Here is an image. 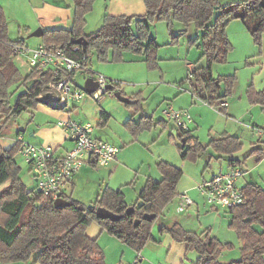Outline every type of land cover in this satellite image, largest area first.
I'll return each mask as SVG.
<instances>
[{
    "label": "trees",
    "instance_id": "obj_1",
    "mask_svg": "<svg viewBox=\"0 0 264 264\" xmlns=\"http://www.w3.org/2000/svg\"><path fill=\"white\" fill-rule=\"evenodd\" d=\"M95 1L74 0L72 25L69 28L45 29L42 42L63 47L74 57L86 54L89 60L91 52H96L100 59L107 60L110 49L114 50L113 59L122 60L123 53L130 50L144 55V60L154 68L158 66L159 44L151 36V22L165 19L170 31L174 30L175 21L185 25L194 23L202 30L199 46L207 59V67L201 71L200 79L210 92V95L204 97L209 99L210 104L226 97L233 86V76L226 77L227 88L220 93L218 80L212 72V64L227 61L233 47L227 34L230 19L240 18L255 42L259 46L263 43L262 0H235L225 5H221L220 0H144L147 9L145 14L106 15L96 31L86 33L87 15L92 11ZM82 37L87 41L86 45L75 43ZM15 44L25 42L22 39H9L6 16L0 6V113L7 116L18 115L36 106L39 102L37 95L45 84L53 79L49 71L33 69L23 76L14 61L17 56L13 51ZM76 46H80V50L75 51ZM14 85L18 88L25 86V90L18 94L11 107L6 103ZM114 88L118 89V85ZM246 94L251 103L264 104V91H256L253 84H249ZM129 98L126 106L132 108L136 114L142 113L143 103L139 95ZM108 117L109 113L103 110L101 122L106 121ZM125 124L131 133L137 136L138 133L151 129L154 122L152 117L142 115L138 122L129 119ZM3 127L0 122V137ZM178 128L182 140L178 147L182 157L196 159L204 150V145L192 130ZM210 143L219 156L232 155L242 148V141L234 135L213 138ZM17 150V144L4 149L0 140V186L10 182L0 193V262L3 264L28 260L33 254H37L35 262L39 264H107L104 249L97 238L90 237L86 231L94 221L99 222L110 235L140 251L154 239L152 228L157 220H161L165 207L176 197V187L183 175L180 167L165 160L158 161L157 166L162 178L147 179L130 214H126L130 205L124 192L109 187L105 188L92 204L68 198V206L57 207L53 201L27 192L28 188L19 175L20 168L14 159ZM230 163L232 166L241 164L234 157L230 158ZM243 189L244 202L228 208L231 215L229 226L238 234L241 256L226 264H264V187L250 181ZM99 206L119 214L120 219L98 218L95 211ZM145 213L154 214V217L144 218ZM136 219H141L137 225ZM159 226L161 234L168 233L175 241L185 242L187 249L197 251L198 258L194 264H222V252L232 247L231 243L222 242L213 235L210 228L200 233L189 231L177 220Z\"/></svg>",
    "mask_w": 264,
    "mask_h": 264
},
{
    "label": "rangeland",
    "instance_id": "obj_2",
    "mask_svg": "<svg viewBox=\"0 0 264 264\" xmlns=\"http://www.w3.org/2000/svg\"><path fill=\"white\" fill-rule=\"evenodd\" d=\"M1 1L2 3L0 5L5 9L7 30L10 40L16 41L22 39L29 47H34L42 41V36L29 37L34 30L40 27L37 20V13L33 10L30 3L31 0ZM230 1L232 0H220L221 5H225V3ZM96 28V24L92 21L91 26L87 27V29H90L91 31H94ZM150 29L151 36L153 35L159 44L157 49L158 66L154 68L150 67L147 61H141L140 56L142 55L130 50H126L123 53L122 60L113 59V49H110V56L107 60H102L98 57L96 52H91L89 68L92 66L93 73L87 70L77 72L75 74L76 87L83 90L87 78L100 73L108 78L109 84H112L114 87L115 85H118V89H112L113 95L111 97L110 93L107 92L103 97L104 99H100L101 104H99L91 95L86 94V97L83 100L78 103L75 102V108L72 105L74 103H71L73 108H71L72 115L76 116L77 112L84 113L88 109L91 111L92 102L99 106H103L105 100L108 98H111L124 109H127L128 106L126 107L125 105L127 102L123 103L114 95L116 90H120L122 94L128 98L133 95H139L143 106H145L146 114L152 116L156 113V118L154 119V124H156L160 121L161 117L163 120L167 119L162 112V107L166 108L169 105H172L175 108L179 107V103L174 102L177 97L173 96V94L168 97V91L171 90V88H176L180 93H178L179 96L185 94L190 86L195 85V89H199L200 96H202L199 97L198 95L196 97L202 99L201 114L203 115V120L202 122L198 121L199 126L193 131V133H195L194 135L198 137V140L205 148L196 159L189 157L185 159V161L193 163L196 167L198 165L202 177L203 174L209 176L212 172L220 173L222 170L225 172L229 167L230 158H238L241 161V166L248 172L245 179L258 182L264 187V141H262L264 138H259L257 134H253L252 131L254 130L251 128L253 127V123H259L256 127H264V104L253 103L256 105V108L252 109L250 104L249 107H244L243 103L245 100L246 104V91L249 84L262 87V90L264 91V43L259 46L255 42L252 34L240 18L230 19L227 25V34L233 47L228 54L227 61L214 62L212 64V72L214 77L218 80L217 83L221 91L224 92L227 88V81L225 78L231 75L233 76L232 90L225 97L232 107L231 109L229 107V110L227 108V113H225L220 111L219 107L215 106L217 102L225 100L224 98L217 99L214 106L203 102L204 97L210 95V92L205 88L203 81L200 79L201 71L204 67H207V59L203 56V50L199 46L201 43L200 37L202 35V30L198 29L194 23L185 25L182 22L175 21L174 30L170 31L168 28V21L165 19L151 22ZM174 35H176V37H174ZM27 58L26 54H20L14 59L23 76H25L31 69L28 65ZM108 73H112V75L116 77L111 78ZM21 87L18 88L16 85L12 87V93L10 94L8 103H6L8 104L7 106L11 105L12 107L14 105L18 94L25 90V86ZM242 95L243 99L241 98ZM166 103H168V105H166ZM84 104H87L88 108L84 107ZM42 106L52 111H57L58 109L47 103L38 102L36 106L30 107L18 115L7 116L0 113V122L4 126L1 132V137L2 134L4 135L3 145L8 146L10 143L14 142L13 139H15L18 134H26L29 138V134H32L39 126V121L46 119V116L39 111ZM68 108L69 107L64 109L67 110ZM64 109L62 110L65 111ZM252 112L254 114L253 116ZM119 115L125 118L128 117L129 114L127 113L124 115L122 113L118 114V116ZM140 116L141 114L136 115L135 119H138ZM47 119L46 120L51 121V123L58 122V119ZM89 120L93 122V118H89ZM45 121L44 123H48ZM175 126L176 127L170 128L171 130H168L167 134H156L154 142L150 143L152 151H155L158 146H163V143L158 144V141L160 139L166 140V145L162 149L163 154H161L164 155L163 159H168L169 161L180 164L183 157L178 145L182 143V140L179 137L180 132L178 126ZM224 129H227L230 135H238L242 141V148L233 153V156L225 154L219 156L210 143L213 138L217 139L227 135L222 134ZM158 131L164 132V127L159 128ZM236 132H239L240 134H233ZM147 133L148 131L145 132V134ZM256 147H261L262 150L255 151L254 148ZM14 159L20 168L19 175L22 181L27 188H33L35 183L30 172L29 164L19 152L15 153ZM84 166L85 164L82 165L81 168ZM8 184H10L9 181L0 187V193ZM131 185L132 184H128L129 190L130 188L132 189ZM95 187L96 186L93 182L90 186L81 187L79 191L82 193V198H76V190H74V198L81 200L85 204H90L91 201L95 200V194H93V189ZM135 197H137V195L133 196L132 194H128L126 199L129 202V205H132L133 201L137 199ZM203 198H201V200L207 203L205 197ZM220 210L222 211V215L227 216L228 218H224L220 234L219 236H215L222 242L232 244V247L225 249L220 256V261L224 263L231 259L240 258L241 242L236 230L229 226L231 220L229 210L225 211L223 208H220ZM96 222L97 221L92 222L87 227L86 231L88 229L92 230L94 226L100 224L99 222ZM158 223L159 221L157 220L154 225L155 233L159 226ZM100 226L102 227L101 224ZM102 229L105 233L100 241L99 237L97 240L107 254V263H117L116 261L119 259L116 252L118 242L116 239H112V235H110L103 227ZM112 251H114L113 254ZM186 253L187 256L184 257L185 259L182 264H192V261L198 254L197 251L186 249ZM36 256L37 254H33L28 260L16 261L11 264H39L35 262ZM127 263L133 264V260H129ZM0 264L3 263L0 262Z\"/></svg>",
    "mask_w": 264,
    "mask_h": 264
},
{
    "label": "crops",
    "instance_id": "obj_3",
    "mask_svg": "<svg viewBox=\"0 0 264 264\" xmlns=\"http://www.w3.org/2000/svg\"><path fill=\"white\" fill-rule=\"evenodd\" d=\"M1 3L2 1L0 2V4ZM30 3L33 10L37 13L38 24L43 28V30L48 28L60 27L69 28L72 25L74 15V0H31ZM3 10L5 13L4 8ZM146 10V4L144 0H96L92 11H90L87 15V25L85 27V32L92 33L96 31L102 25L106 15H143L146 13ZM91 21L94 22V24H96L97 26L94 31L87 29V27L91 26ZM40 43H42V41H40L37 45H39ZM140 59L141 61H145L144 55L140 56ZM92 69L93 68L91 66L90 70L87 71L93 73ZM108 74L109 76H111V78L116 77L112 75V73ZM254 88L256 89V91H262V87L254 86ZM178 93L179 92L178 90H176V88H171V90L168 91L167 96H172V94L173 96H176L177 98L174 102L179 103V107L176 108L186 109L191 113L193 117V122L192 124H190L189 129L192 130L193 133V131L199 126L198 121L202 122L203 120V115L201 114L202 99L199 98L201 97L199 89H195V85H192L187 89V92L185 94L178 96ZM220 93H223V91H220ZM198 95L199 97L197 98L196 96ZM111 96L112 94H110V97ZM241 98L243 99V95ZM224 99L228 102L225 97ZM246 99V104L245 100L243 102L244 107H249L250 104L252 109L256 108V105L251 103L248 100V97H246ZM97 101L99 104H101V100ZM203 102L207 104L204 100ZM72 105L75 108V103ZM166 105H168V103H166ZM67 107L69 108L67 110L64 109L65 111H63L61 108L57 109V111H52L42 106L40 107L39 111L44 114V116H46V119L54 118L59 120L60 118H66L68 116H71L72 118L75 117V119H78L80 121L91 122L94 126L92 134L94 137L106 140L120 147L117 158L106 165H95L91 162L85 163V166L73 176V179L67 191L68 198L82 202L81 200L74 198V190H76L75 197L82 198V193L79 191L80 188L90 186L93 182L96 186L93 189V194H95V200H97L98 196L103 192L105 188L109 187L112 189H121L124 192L125 199L128 197V194H132L133 196L137 195V197H135L137 199L133 201L132 205L137 204L138 194L144 187L147 179L149 177L155 178L157 180H160L162 178V174L158 169L157 163L160 160H165L180 167L183 170V175L181 177L182 179L180 178L181 181L179 182L178 187H176L177 195L173 199V201L169 203L163 210V215L158 225L170 224L174 220H177L184 226L185 229L189 231H195L200 233L204 229L210 228L213 235L219 236L224 218H228L227 216L222 215V211L220 210V208L225 209V211H228L229 209L221 206L212 208V206L208 205L205 201L201 200V198H203L204 196L201 194L200 190H198L199 187L197 188L198 184L202 183V181L204 180H209L213 177V175L217 173L212 172L209 176L203 174L201 177L199 170L200 168L198 167V165L196 167L193 163L190 162V164L185 161L184 158L182 159V162L180 164L169 161L168 159H163L164 155L161 154H163L162 149L166 145V140L160 139L158 141V144L163 143V146H158L155 151H152L151 149V143L154 142L156 134H167L168 130H171L170 128L176 127V124L173 121L167 119L163 120L161 117L160 121L154 124L150 130L140 132L137 136H134L125 123L129 119L138 122L142 115L150 116L149 114H146L145 106H143L142 113L136 114L133 109L128 108L127 106V109H124L122 106L114 102V100L108 98L105 100L103 106H99L92 102L91 111H89L88 109L84 113L77 112L76 116H73L71 113L73 109L71 104ZM84 107L88 108L87 104H84ZM229 107L231 109L232 106L228 102V105L225 108H220V111L227 113V108L229 110ZM163 108L164 107H162V109ZM103 110L109 113V117L106 119V121L101 122V112ZM117 113H123L124 115L128 113L129 115L128 117L124 118L121 115L118 116ZM139 114H141V116L138 119H135V116ZM155 115L156 113L150 116L153 118V122L156 118ZM253 115L254 114L252 112V116ZM89 118H93L94 123L89 120ZM46 119L39 121V126L33 131L32 134H29V138L26 136V134L22 135L29 142L35 144H50L52 146H55L58 149L59 153L65 154L68 150L74 147L75 141L67 134L66 130L58 126L56 122L51 123V121H47L49 119ZM45 120L48 123H44ZM257 124L259 123H253L252 126H257ZM161 127H164V132L158 131V129ZM147 131L148 133L145 134V132ZM252 133L255 134L254 131H252ZM222 134L230 135L227 129H224L222 131ZM233 134L240 133L236 132ZM3 136L4 135L2 134L0 140L4 149H9L12 146L16 145V138L13 139L14 142L10 143L8 146L3 145ZM234 136L239 137L238 135ZM254 150L260 151L262 150V148L256 147L254 148ZM238 160L240 161V159ZM236 166H241V164ZM233 167L234 166H232L230 163L226 171L230 170ZM221 172L224 171L222 170ZM245 177L240 183L243 187H245L246 184L251 181L246 180ZM128 184H132V189L130 188L129 190ZM182 192H187V194L191 196L193 203L184 206L181 198ZM95 200L91 201L90 204H92ZM127 203L129 204L128 201ZM100 227L101 226L99 224L98 226H94L92 230L88 229L87 234L92 238L98 239L99 237L100 241L103 234L105 233L104 231H102V227ZM159 228L160 226H158L156 234L153 226L152 234L154 239L149 241L140 251H137L132 246L124 243L118 237L112 235V239H116V241L118 242L116 252L119 256L118 261H116L117 263L112 264H128L127 262L129 260H133V264H182L183 260L185 259L184 257L187 256V244L185 242L175 241L173 237L168 233H158ZM113 253L114 251H112V254ZM105 255L107 263L106 252ZM197 258L198 254L192 261V264L196 262ZM230 261L221 263L226 264Z\"/></svg>",
    "mask_w": 264,
    "mask_h": 264
},
{
    "label": "built area",
    "instance_id": "obj_4",
    "mask_svg": "<svg viewBox=\"0 0 264 264\" xmlns=\"http://www.w3.org/2000/svg\"><path fill=\"white\" fill-rule=\"evenodd\" d=\"M74 50H80V46L74 47ZM13 51L16 55L26 54L31 69L49 71L53 76V79L47 82L37 95L39 102L64 109L71 103L81 101L86 94L100 100L108 92L106 86L109 80L100 73L93 76L99 85L95 92L88 93L85 89L80 90L76 87L75 74L81 70H90L89 58L86 54L82 57H74L69 55L63 47H57L54 44L47 45L43 42L34 47L15 44ZM109 93L113 95L112 91ZM204 101L214 106L210 104L209 99H204ZM227 105L226 100L215 104L219 108H225ZM162 112L168 120L185 130L189 129L193 122L191 113L186 109L169 105L163 108ZM57 125L65 129L75 141L74 147L65 154L59 153L58 149L50 144L29 142L22 134H18L15 139L18 152L29 164L35 183L33 188L27 189V192L53 202L58 198L68 199L69 185L82 165L88 162L95 165H106L117 158L120 150L117 145L94 137L92 135L94 126L91 122L80 121L68 116L60 118ZM253 130L259 138H264V127L254 126ZM247 173L243 167L234 166L228 171L213 175L209 180L202 181L198 187L210 206L231 208L242 204L245 200L244 187L240 183ZM181 198L184 206L193 203L187 192H182Z\"/></svg>",
    "mask_w": 264,
    "mask_h": 264
},
{
    "label": "water",
    "instance_id": "obj_5",
    "mask_svg": "<svg viewBox=\"0 0 264 264\" xmlns=\"http://www.w3.org/2000/svg\"><path fill=\"white\" fill-rule=\"evenodd\" d=\"M261 4L263 5L264 7V0L261 1ZM44 34V30L43 28L40 26L38 27L36 30H34L30 35L29 37L31 36H38V37H41L42 35ZM75 43L77 44H82V45H86L87 41L82 37V38H78ZM99 85L97 83V81L93 78V77H89L87 78L86 82H85V86H84V89L88 92V93H93L95 92L97 89H98ZM107 90H112L114 88V86L112 84H107L106 86ZM114 95L122 102L126 103V102H129L130 99L126 96H124L122 94V92L120 90H116L114 92ZM70 204V200L66 199V198H58L54 201V205L57 206V207H65V206H68ZM134 206L133 205H130L127 209H126V214H130L133 210H134ZM96 216L98 218H102V219H111V220H119L120 219V215L119 214H116L114 213L113 211L105 208V207H102V206H99L97 207L96 211ZM144 218H148V219H152L154 217V214H149V213H145ZM141 222V219H136L135 220V224H139Z\"/></svg>",
    "mask_w": 264,
    "mask_h": 264
}]
</instances>
